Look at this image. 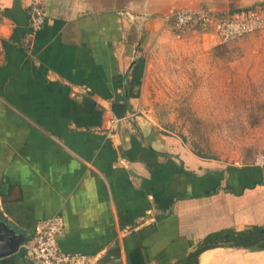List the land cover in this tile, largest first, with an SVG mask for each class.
I'll return each mask as SVG.
<instances>
[{"label":"crops","instance_id":"crops-1","mask_svg":"<svg viewBox=\"0 0 264 264\" xmlns=\"http://www.w3.org/2000/svg\"><path fill=\"white\" fill-rule=\"evenodd\" d=\"M33 2L45 20L28 40ZM230 2L0 0V219L27 238L60 214L59 248L93 264H183L211 235L264 228V165L204 159L137 110L142 38H159L173 8ZM246 250L208 249L196 264L264 256ZM0 264L35 263L18 249Z\"/></svg>","mask_w":264,"mask_h":264},{"label":"rangeland","instance_id":"rangeland-1","mask_svg":"<svg viewBox=\"0 0 264 264\" xmlns=\"http://www.w3.org/2000/svg\"><path fill=\"white\" fill-rule=\"evenodd\" d=\"M262 6L264 0H231L215 13ZM142 39L139 114L204 159L231 167L264 161V30L222 44L167 26L159 38Z\"/></svg>","mask_w":264,"mask_h":264},{"label":"built area","instance_id":"built-area-1","mask_svg":"<svg viewBox=\"0 0 264 264\" xmlns=\"http://www.w3.org/2000/svg\"><path fill=\"white\" fill-rule=\"evenodd\" d=\"M0 11V57L3 54L4 33ZM45 13L39 3L33 2L29 10L26 37L31 39L44 24ZM165 24L177 32L195 29L209 34L220 43H229L264 30V6L241 9L231 13H215L209 9L173 8L165 16ZM28 44V42H27ZM117 120L111 123H116ZM264 165V161H260ZM64 233V220L60 214L37 221L31 234L20 245L23 257L35 264H93V259L79 253L63 252L58 239Z\"/></svg>","mask_w":264,"mask_h":264},{"label":"trees","instance_id":"trees-1","mask_svg":"<svg viewBox=\"0 0 264 264\" xmlns=\"http://www.w3.org/2000/svg\"><path fill=\"white\" fill-rule=\"evenodd\" d=\"M263 241L264 228H252V230L239 233L211 235L197 247L183 264H196L197 258L202 252L217 247H242L254 251L263 250L264 243H261Z\"/></svg>","mask_w":264,"mask_h":264},{"label":"water","instance_id":"water-1","mask_svg":"<svg viewBox=\"0 0 264 264\" xmlns=\"http://www.w3.org/2000/svg\"><path fill=\"white\" fill-rule=\"evenodd\" d=\"M25 238L24 234L15 233L12 228L0 219V258L15 254Z\"/></svg>","mask_w":264,"mask_h":264},{"label":"bare ground","instance_id":"bare-ground-1","mask_svg":"<svg viewBox=\"0 0 264 264\" xmlns=\"http://www.w3.org/2000/svg\"><path fill=\"white\" fill-rule=\"evenodd\" d=\"M215 250V249H214ZM222 250V249H221ZM220 250V251H221ZM223 251V250H222ZM214 253V252H213ZM212 253V254H213ZM261 253V252H260ZM263 253V252H262ZM262 253H261V255H262ZM212 254H204V255H202V257L200 258V264H208V263H210V262H212L211 260H212ZM257 255V258H256V262H257V264H264V256H258V254H256ZM264 255V254H263ZM234 256V255H233ZM225 257V256H224ZM254 257V256H253ZM228 258V257H227ZM240 258V257H239ZM250 258V257H249ZM215 259V258H214ZM229 259V258H228ZM228 259H225V260H228ZM242 259V258H241ZM222 255H221V259H220V263L222 262ZM233 260V259H232ZM231 259H230V261H232ZM247 260H249L248 258H247ZM217 261V260H216ZM219 261V260H218ZM250 261V260H249ZM254 261H255V259H254ZM215 262V261H214ZM227 262V261H226ZM237 262V261H236ZM246 262V261H245ZM239 263H240V261H239ZM251 263V262H250ZM253 263H255V262H253ZM212 264V263H211ZM214 264V263H213ZM229 264H230V262H229Z\"/></svg>","mask_w":264,"mask_h":264},{"label":"flooded vegetation","instance_id":"flooded-vegetation-1","mask_svg":"<svg viewBox=\"0 0 264 264\" xmlns=\"http://www.w3.org/2000/svg\"><path fill=\"white\" fill-rule=\"evenodd\" d=\"M261 243H264V241H263V242H261Z\"/></svg>","mask_w":264,"mask_h":264}]
</instances>
